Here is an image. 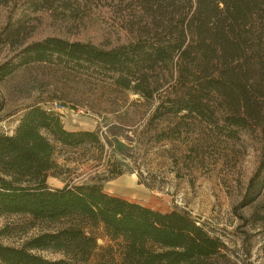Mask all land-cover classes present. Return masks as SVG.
<instances>
[{"label":"trees","instance_id":"1","mask_svg":"<svg viewBox=\"0 0 264 264\" xmlns=\"http://www.w3.org/2000/svg\"><path fill=\"white\" fill-rule=\"evenodd\" d=\"M87 6L108 11L114 42L30 39L44 13L68 20ZM0 12V52L12 51L0 63V82L31 64L94 75L150 104L152 119H188L257 148L246 194L248 202L260 195L264 0H0ZM168 138L161 132L158 141ZM103 148L98 132L67 131L58 114L39 106L25 110L13 134H0V216H25L41 230L19 248L0 242V264H89L97 245L88 231L99 227L118 243L120 264H219L223 243L187 212L161 213L104 193L101 182L121 176L120 168L91 184L48 186L49 176H60L59 155Z\"/></svg>","mask_w":264,"mask_h":264},{"label":"rangeland","instance_id":"2","mask_svg":"<svg viewBox=\"0 0 264 264\" xmlns=\"http://www.w3.org/2000/svg\"><path fill=\"white\" fill-rule=\"evenodd\" d=\"M49 15H42L31 40L61 36L107 45L117 38L116 25L104 9L87 6L68 20ZM11 55L10 48L3 49L0 63ZM31 106L58 114L67 131L98 132L104 145L101 153L59 155L60 176H49V187L91 184L107 178L109 168H120L121 176L101 182L105 193L112 190L161 213L187 212L223 243L219 264H264V188L252 202L246 194L259 166L257 148L188 119H152V106L138 95L94 75L49 64L19 67L0 82V134H13ZM161 132L170 138L158 141ZM40 231L29 228L25 216H0V242L5 246L19 248ZM88 232L97 245L89 264H120L118 243L109 241L100 227ZM36 254L49 261L62 259L51 251Z\"/></svg>","mask_w":264,"mask_h":264},{"label":"crops","instance_id":"3","mask_svg":"<svg viewBox=\"0 0 264 264\" xmlns=\"http://www.w3.org/2000/svg\"><path fill=\"white\" fill-rule=\"evenodd\" d=\"M10 135H11V134H10ZM109 191H110V192H109ZM104 193H105V192H104ZM106 193H107V195L115 196V197L120 198V196H119L117 193L113 192L112 190H108ZM121 199H124V200H126V201H129V202H131V203L139 204V205H141V206H144V207H147V208L153 210L152 207H150V206H146V205H143V204H141V203H139V202H137V201L129 200V199H127V198H121ZM155 211H156V210H155ZM157 211H158V210H157ZM158 212H161V211H158ZM166 213H168V212H166Z\"/></svg>","mask_w":264,"mask_h":264},{"label":"bare ground","instance_id":"4","mask_svg":"<svg viewBox=\"0 0 264 264\" xmlns=\"http://www.w3.org/2000/svg\"><path fill=\"white\" fill-rule=\"evenodd\" d=\"M133 194V193H132ZM131 195V194H130ZM134 195V194H133Z\"/></svg>","mask_w":264,"mask_h":264}]
</instances>
